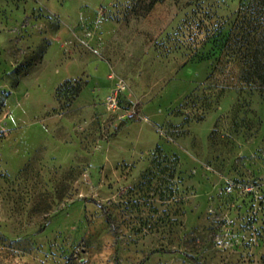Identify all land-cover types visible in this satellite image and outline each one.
Listing matches in <instances>:
<instances>
[{
  "label": "rangeland",
  "instance_id": "rangeland-1",
  "mask_svg": "<svg viewBox=\"0 0 264 264\" xmlns=\"http://www.w3.org/2000/svg\"><path fill=\"white\" fill-rule=\"evenodd\" d=\"M239 3L0 0V264H264Z\"/></svg>",
  "mask_w": 264,
  "mask_h": 264
},
{
  "label": "trees",
  "instance_id": "trees-1",
  "mask_svg": "<svg viewBox=\"0 0 264 264\" xmlns=\"http://www.w3.org/2000/svg\"><path fill=\"white\" fill-rule=\"evenodd\" d=\"M165 0H148L147 10ZM236 24L230 31V48L244 58V73L264 86V0H239ZM245 43V44H244ZM246 45L245 49L243 46ZM133 118V116H131ZM107 219L115 225L107 211ZM188 257L197 263V259Z\"/></svg>",
  "mask_w": 264,
  "mask_h": 264
}]
</instances>
